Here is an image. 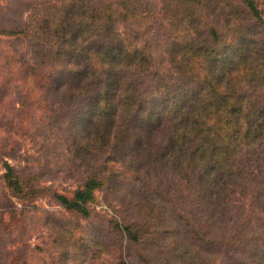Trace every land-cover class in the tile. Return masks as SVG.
<instances>
[{
    "label": "rangeland",
    "instance_id": "rangeland-1",
    "mask_svg": "<svg viewBox=\"0 0 264 264\" xmlns=\"http://www.w3.org/2000/svg\"><path fill=\"white\" fill-rule=\"evenodd\" d=\"M111 1L115 0H108ZM145 1L148 2L124 0L113 7L120 10L119 17L128 11L117 24L120 37L135 38L133 46L127 44L126 51L143 46L138 55L132 50L127 55V66L135 71L133 78H140L130 90L143 87L150 96L155 95L154 89L159 90L155 66L167 70L161 56L173 49V53L180 52L177 43L164 44L163 38L173 32L179 40L198 37L195 26L188 33L178 31L187 8H194L205 22L217 23L220 18L218 0L217 3L201 0L200 6L194 0ZM242 1L252 4L255 11L249 8L250 21H258L257 15L264 21V0ZM6 2L0 0L2 5ZM180 8L181 14L169 15ZM246 12L240 13L244 20ZM233 19L236 25L238 17ZM6 38L0 36V264H204L209 258L215 261L214 254L205 250L212 235L203 221L207 209L199 203L201 192L197 180L202 166L198 164L195 172L188 174L184 164L190 147H174L164 158L158 153L159 134L166 133L161 122L156 120L150 130L127 124L126 114L119 111L125 109L124 82L111 90L108 97L107 113L112 117L103 114L101 121L78 129L79 121L70 112L66 113L70 107L67 98L60 97L62 90L45 87L49 81L47 72L59 59L47 52L48 41L37 37L29 48L26 40ZM40 46L42 51H38ZM45 52L43 58L48 65L42 63L41 54ZM65 61L63 58L59 64ZM62 70L59 68L57 72ZM245 71L233 70L227 82L221 83L222 87L246 82L249 77L243 75ZM82 84L77 82L74 88L84 87ZM251 84L262 82L253 80ZM206 90L200 96L209 94ZM210 92L214 95L216 89ZM262 96L264 92L257 98ZM37 98L42 105L32 107ZM157 99L148 100L150 108L146 112L158 108L156 104L163 98L157 96ZM43 110L51 112V118L45 119ZM152 139L155 147H148L146 143ZM189 143L193 142L189 140ZM156 149L157 154L151 155L150 151ZM250 154L248 162L253 172L249 178H254V184H264L262 148L256 146ZM250 158L256 159V164ZM4 163L13 167L14 177L9 187ZM135 176L138 179L132 182ZM87 185L92 186L88 213L67 209L63 197L70 198L76 189ZM233 198L234 206L229 211L233 217L231 226H238L246 216L253 219L249 232H254L258 224L263 225L264 210L255 205L256 195L251 198L235 192ZM218 223L214 235L220 232ZM128 224L134 225L131 230L137 229L139 237L147 240L130 238Z\"/></svg>",
    "mask_w": 264,
    "mask_h": 264
},
{
    "label": "trees",
    "instance_id": "trees-1",
    "mask_svg": "<svg viewBox=\"0 0 264 264\" xmlns=\"http://www.w3.org/2000/svg\"><path fill=\"white\" fill-rule=\"evenodd\" d=\"M56 1L7 0L5 5L0 3V36L26 40L29 48L36 43L37 37L48 41L47 52L56 54L59 59L48 70L49 81L45 87L58 92L62 90L60 97L67 98L65 101L71 110H66V113L70 112L71 117L79 121L80 130L101 121L103 114L112 117L107 113L108 97L111 90L124 82L125 109L120 108L119 111L126 114L127 124L150 130L156 120L161 122L166 133L159 134V141L164 144L162 148L159 145V155L167 158L174 147L180 149L187 145L190 150L184 164L188 174L194 173L198 164L202 166L197 180L201 192L199 203L207 209L203 221L208 234L212 235L205 250L215 258V261L209 258L204 264H264V223L258 224L254 232H249L251 217L246 216L233 227L230 224L233 217L229 214L234 206L235 192L244 197L256 195L255 205L264 210V184H254V178H249L253 170L248 162L256 146H260L264 153V97L257 98L264 92V21L258 15V21L248 19L251 16L249 8L255 12L252 4L248 1L244 4L242 0H218L220 19L217 23L205 22L200 13L188 7L178 31L188 33L191 26H195L198 37L179 40L173 32L163 38L164 44L177 43L180 52L173 53V49L161 56L167 70L155 66L154 76L159 82L156 81L159 90L154 89L155 95L147 96L143 87L133 92L130 90L140 78H133L135 71L127 66V55L131 50L138 55L143 46L132 47L128 52L127 44L130 42L133 46L134 36L120 37L117 33L118 21L128 11L119 17L120 10L116 11L113 5L123 4L124 0L113 3L108 0H67L64 4L63 0L60 4ZM209 2L213 3L212 0ZM194 3L200 6L201 0H194ZM243 11L247 14L246 20L240 16ZM181 12L180 8L169 15ZM165 15L168 16L167 13ZM234 16L238 17L236 25L232 23ZM57 40L61 42L54 45ZM39 50L42 51L41 46ZM46 54L41 55L42 63L47 64L43 58ZM63 58L70 64L66 61L59 64ZM3 61L8 62L9 59ZM59 68L63 70L57 72ZM241 69L246 70L243 75L249 77L246 82L222 87L221 83L227 82L233 70ZM52 78L55 83L51 82ZM253 80H260L262 84H251ZM77 82H83L84 87L74 88ZM212 88L216 89L214 95L210 92ZM205 89L209 94L200 96ZM157 96L163 98L156 104L158 108L146 112L150 108L148 100H158ZM37 104L42 105L39 98L34 100L32 107ZM99 115L102 116L98 118ZM42 116L49 119L51 112L43 110ZM119 120L123 123L122 118ZM189 140L193 143L190 144ZM146 145L155 147L154 139ZM157 149L151 150V155H156ZM250 159L254 161V158ZM4 164L8 168L5 181L8 179L6 185L9 187L13 182V167ZM136 179L138 176L131 178L132 182ZM91 190L92 186L87 185L76 189L72 197H63L66 208L86 215L87 203L92 198ZM141 196L148 198L146 194ZM217 222L221 225L218 227L220 232L214 235ZM133 227L128 224L130 238L141 242L147 240L139 237L137 229L131 230Z\"/></svg>",
    "mask_w": 264,
    "mask_h": 264
}]
</instances>
